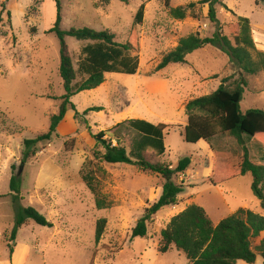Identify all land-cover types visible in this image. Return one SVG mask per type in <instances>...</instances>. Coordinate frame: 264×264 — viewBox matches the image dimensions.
<instances>
[{
  "label": "rangeland",
  "instance_id": "obj_1",
  "mask_svg": "<svg viewBox=\"0 0 264 264\" xmlns=\"http://www.w3.org/2000/svg\"><path fill=\"white\" fill-rule=\"evenodd\" d=\"M199 1L129 0L125 4L119 0H60L61 29H107L121 43L127 40L134 14L143 3L142 22L134 26L139 48L131 50L138 56L139 65L135 74L107 73L98 87L75 93L70 101L79 115L68 109L71 118L61 123L63 129L57 127L49 141L38 143L18 174L23 139L47 131L49 118L57 113L65 92L58 72L59 40L54 33H46L54 25L57 8L54 0H0V264H188L185 255L175 248L165 253L157 250L160 233L176 212L196 204L215 224L239 208L264 213L251 192L249 173L217 186L206 180L215 162L220 169H227L232 168L229 164L241 161L242 149L233 137L224 133L188 143L182 135L187 121L184 105L216 90L223 77L230 75L226 84L231 85L237 68L217 48L206 45L189 53L186 63L154 70L181 37L192 33L207 37L214 32L207 5ZM221 2L216 6V17L222 33L232 39L237 32V17L248 18L254 46L264 51V0ZM190 3L194 5L185 9L182 19L169 13L170 7L185 8ZM65 42L76 68L87 41L67 36ZM80 79L76 77L72 84ZM245 80L241 112L264 110V72L245 75ZM92 106L103 110L82 115ZM130 119L168 125L163 130L164 154L155 156L145 151L148 161L173 168L179 159L190 158L189 167L173 177L175 183L183 185L176 205L152 215L146 237L134 239L130 238L131 229L144 209L158 198L164 179L130 164H110L94 158L93 151L103 149L94 145L84 125L86 121L91 133L104 131L105 139L129 152L139 137L128 125ZM242 137L250 161L264 164V142ZM211 152L222 156L214 158ZM47 159L55 161L62 173L38 186ZM12 173L21 178V205L36 208L52 226L29 220L10 240L14 223L13 202L8 195ZM82 174L111 201L110 207H95L94 195ZM100 218H105L106 224L95 242V225ZM259 239L252 240V247ZM254 264H264V258L257 255Z\"/></svg>",
  "mask_w": 264,
  "mask_h": 264
},
{
  "label": "trees",
  "instance_id": "obj_2",
  "mask_svg": "<svg viewBox=\"0 0 264 264\" xmlns=\"http://www.w3.org/2000/svg\"><path fill=\"white\" fill-rule=\"evenodd\" d=\"M102 1L108 2L109 0ZM119 1L125 4L129 2V0ZM54 2L57 8L56 20L46 33H54L59 40L58 72L65 92L60 97L61 103L57 113L49 118L47 131L35 138L23 139L20 158L22 165L34 155L38 143L49 141L56 134V129L68 109L73 110L75 115H79L70 101L75 93L98 87L105 81L107 73L135 74L139 65L138 56L131 54V50L137 51L139 48L134 26L142 22L143 3L134 14L127 40L121 43L117 42L114 34L107 29L96 30L90 27L61 29L59 26L60 0H54ZM199 3L207 5L208 18L215 25L212 35L200 37L198 33H192L181 37L176 46L161 57L154 70L156 72L171 63H186V56L189 53L206 45L217 48L237 68L238 75L231 85L226 84L231 76L223 77L216 90L191 99L184 105L187 121L182 135L184 141L188 143L208 140L217 134L224 133L233 137L242 149L241 161L236 165L229 164L232 168L227 169H220L219 162H215L206 180L217 186L224 181L249 173L252 177L251 192L258 199L260 208L264 211V164H255L250 161L242 137L247 135L264 142V110L258 108L248 109L245 112L240 110V101L247 83L245 75L264 72V51L256 50L254 46L248 18L237 17V32L230 39L222 33L216 17V6L222 5L221 0H200ZM255 3L258 4L257 1ZM193 5L190 3L185 8L170 7L169 13L174 18L182 19L185 16V9ZM3 6L2 4L1 7ZM67 36L78 41H87L80 50L76 68L65 42ZM78 76L81 79L72 84ZM100 110L103 108L92 106L85 109L82 115H86L89 111ZM127 123L139 134V137L133 141L129 152L124 146L118 143L113 145L111 141L105 139L104 131L91 133V127L84 121L85 129L95 141L94 145H100L103 149L102 152L95 149L94 158L110 164H130L142 171H149L163 177L164 182L158 198L144 209L143 214L131 229V239L145 238L147 223L151 216L161 208L176 205L177 196L183 191V185L175 183L173 177L177 173H183L189 167L190 158L179 159L173 168L159 162L148 161L144 156L145 151H152L155 156L164 154L163 130L168 125L164 123L155 125L143 119H130ZM218 155L222 156L219 153H213L212 156L217 158ZM81 178L94 195L95 207L97 209L110 207L111 201L96 190L90 177L82 174ZM8 195L14 207V223L9 235L10 240L15 239L18 229L29 220L41 226H52V222L36 208L21 205L20 201L23 199L21 178L16 173H12L9 179ZM105 224V218L96 221L95 242L99 241ZM261 234H264V213L259 214L246 208H239L214 224L201 206L189 204L169 219L160 233L161 238L157 250L165 253L175 248L185 255L188 264H236L238 260L254 264L257 255L264 258V236L261 237ZM256 238H260L258 245L252 247V240ZM9 252L12 253L11 247H9Z\"/></svg>",
  "mask_w": 264,
  "mask_h": 264
},
{
  "label": "crops",
  "instance_id": "obj_3",
  "mask_svg": "<svg viewBox=\"0 0 264 264\" xmlns=\"http://www.w3.org/2000/svg\"><path fill=\"white\" fill-rule=\"evenodd\" d=\"M260 28L263 29V27H260ZM69 112H70L69 110L66 111L64 118L62 119V121L58 125V129L62 130L63 124H61V123L65 122V120L68 121L71 118V114ZM211 154L213 155V152H211ZM61 173H62V169L57 165V163L51 159H47L44 162L43 167L40 171L39 178L37 180V182H38L37 185L41 186L45 182H47L49 179L53 178L54 176H57V175L60 176ZM178 212H180V211H178ZM178 212H176L175 214H177ZM241 262H242L241 260H238L236 262V264H242Z\"/></svg>",
  "mask_w": 264,
  "mask_h": 264
},
{
  "label": "water",
  "instance_id": "obj_4",
  "mask_svg": "<svg viewBox=\"0 0 264 264\" xmlns=\"http://www.w3.org/2000/svg\"><path fill=\"white\" fill-rule=\"evenodd\" d=\"M22 167H23V165H21V167L19 168V170H18V174L21 173V171H22Z\"/></svg>",
  "mask_w": 264,
  "mask_h": 264
}]
</instances>
